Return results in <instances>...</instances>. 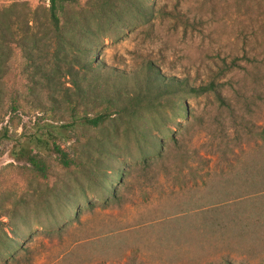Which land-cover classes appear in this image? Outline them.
I'll return each mask as SVG.
<instances>
[{
    "label": "rangeland",
    "instance_id": "374dc122",
    "mask_svg": "<svg viewBox=\"0 0 264 264\" xmlns=\"http://www.w3.org/2000/svg\"><path fill=\"white\" fill-rule=\"evenodd\" d=\"M14 2L46 3L0 0V7ZM155 9L161 14L151 25L136 23L105 41L100 59L127 72L150 62L167 77L192 87L213 83L215 91L184 95L189 116L175 126L177 150L149 168L137 163L134 141L119 137L117 160L103 156L123 174L107 205L99 177L63 170L51 156H43V177L11 158L20 136L36 124L66 126L68 114L40 113L30 98L16 113L5 105L0 239L10 246L0 247V264H203L227 254L236 263H261L264 235L253 246L233 225L250 221V208L254 222L264 220V0H155ZM16 58L6 95L24 98L29 86ZM39 92L46 104V91ZM77 129L62 147L81 149L79 135L90 129ZM253 164L258 185L247 188L246 167Z\"/></svg>",
    "mask_w": 264,
    "mask_h": 264
},
{
    "label": "trees",
    "instance_id": "16d2710c",
    "mask_svg": "<svg viewBox=\"0 0 264 264\" xmlns=\"http://www.w3.org/2000/svg\"><path fill=\"white\" fill-rule=\"evenodd\" d=\"M45 2L37 7L27 2L0 7V112L7 105L10 113H16L20 102L30 98L33 109L52 116L68 114L70 122L66 126L36 124L33 133L15 141L11 158L25 162L43 177L48 174L43 156L55 158L63 170L79 168L86 176L99 177L107 205L115 198V183L123 174L119 167L107 165L103 156L117 160L119 137L134 141L137 163L149 168L177 150L175 126L189 116L184 95L198 96L215 91V87L213 83L192 87L185 79L165 76L150 62L127 72L109 67L100 59L105 41L121 37L136 23L152 24L161 14L155 9V0H87L83 5L78 0ZM17 56L23 60L22 72L29 86L24 98L18 93L6 95V78ZM37 89L46 91V104ZM79 110L82 116L76 115ZM80 126L90 129L79 135L84 142L81 149L62 147ZM254 165L246 167L247 188L258 185ZM262 180L264 184V177ZM245 210H249L250 221L233 228L248 236L254 246L257 235H264V220L254 222V209ZM74 215H78L76 210ZM9 246L0 239L2 249ZM249 247L243 249L244 254ZM203 264L250 262L243 259L236 263L227 254L217 262ZM260 264H264V256Z\"/></svg>",
    "mask_w": 264,
    "mask_h": 264
}]
</instances>
